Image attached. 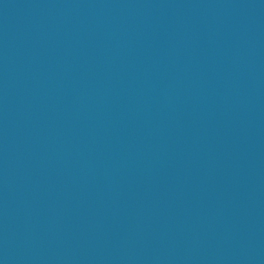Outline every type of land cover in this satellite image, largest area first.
<instances>
[{
    "label": "water",
    "instance_id": "water-1",
    "mask_svg": "<svg viewBox=\"0 0 264 264\" xmlns=\"http://www.w3.org/2000/svg\"><path fill=\"white\" fill-rule=\"evenodd\" d=\"M0 264H264V0H0Z\"/></svg>",
    "mask_w": 264,
    "mask_h": 264
}]
</instances>
